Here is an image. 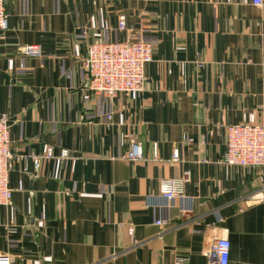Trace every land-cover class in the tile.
<instances>
[{"label":"crops","instance_id":"obj_1","mask_svg":"<svg viewBox=\"0 0 264 264\" xmlns=\"http://www.w3.org/2000/svg\"><path fill=\"white\" fill-rule=\"evenodd\" d=\"M6 10L0 117L14 154L53 146L55 157L38 171L15 163L0 255L12 264H208L214 241L228 239L230 264H264V171L224 163L230 125L264 124V6L6 0ZM139 39L155 47L145 90L85 99L88 48ZM27 45L42 55H25ZM135 144L142 159L122 161ZM61 149L71 157L59 159ZM170 178L186 182L167 207L160 184Z\"/></svg>","mask_w":264,"mask_h":264},{"label":"built area","instance_id":"obj_2","mask_svg":"<svg viewBox=\"0 0 264 264\" xmlns=\"http://www.w3.org/2000/svg\"><path fill=\"white\" fill-rule=\"evenodd\" d=\"M255 7H263L264 0H252ZM8 13L6 0H0V31L8 29ZM121 31L127 28V19L123 15L119 19ZM154 44L145 39L124 42H96L92 44L83 59L87 71L85 81V99L94 96H104L114 99L118 95H139L146 87L145 70L153 61ZM21 51L28 57H40L42 50L39 45H27ZM111 119L112 115H108ZM9 117H0V207L9 206L13 191L10 188V174L16 162L31 160L34 169H40L42 159L55 157V149L48 146L43 154L16 155L12 150ZM189 141V140H188ZM191 141V140H190ZM225 165L260 169L264 171V124L257 123L252 117L250 123L230 125L228 127ZM71 157V152L61 149L59 159L62 161ZM143 157L142 147L135 144L120 157L122 161L135 162ZM180 160L178 150L174 152L173 161ZM185 178L163 179L160 184V196L167 207L176 199L183 197ZM168 221L157 219V226H165ZM231 242L228 239H217L208 252V264H230ZM14 258L10 255H0V264H12ZM177 262L175 264H180Z\"/></svg>","mask_w":264,"mask_h":264}]
</instances>
